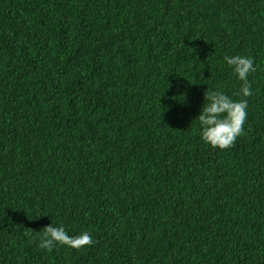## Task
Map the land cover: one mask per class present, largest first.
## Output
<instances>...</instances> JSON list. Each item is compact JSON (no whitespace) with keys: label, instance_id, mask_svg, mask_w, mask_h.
Wrapping results in <instances>:
<instances>
[{"label":"trees","instance_id":"trees-1","mask_svg":"<svg viewBox=\"0 0 264 264\" xmlns=\"http://www.w3.org/2000/svg\"><path fill=\"white\" fill-rule=\"evenodd\" d=\"M215 89L247 101L225 149ZM0 264H264V0H0Z\"/></svg>","mask_w":264,"mask_h":264},{"label":"clouds","instance_id":"clouds-1","mask_svg":"<svg viewBox=\"0 0 264 264\" xmlns=\"http://www.w3.org/2000/svg\"><path fill=\"white\" fill-rule=\"evenodd\" d=\"M224 60L236 79L241 82L238 92L234 95L242 97L251 95L248 76L255 71L253 59L248 56L233 55L225 56ZM204 100L206 103L196 117L200 126L201 139L213 148L230 147L236 138L243 134V125L247 117L246 99L235 100L224 91L215 89L204 94ZM92 243L93 239L87 231L70 236L63 226H54L50 223L38 237L37 246L44 250H49L55 245L79 249Z\"/></svg>","mask_w":264,"mask_h":264}]
</instances>
